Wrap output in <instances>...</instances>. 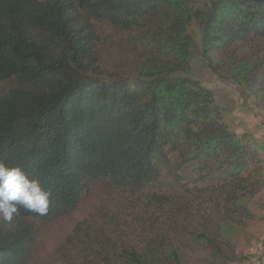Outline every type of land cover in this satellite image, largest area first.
<instances>
[{
	"label": "trees",
	"instance_id": "trees-1",
	"mask_svg": "<svg viewBox=\"0 0 264 264\" xmlns=\"http://www.w3.org/2000/svg\"><path fill=\"white\" fill-rule=\"evenodd\" d=\"M192 25L209 68L264 87V0H0V162L52 193L46 216L20 208L0 226V264H30L38 225L74 209L91 181L147 192L156 210L81 222L51 264H188L180 245L199 246L204 264L238 261L221 229L248 216L241 201L259 193L264 161L185 76ZM101 26L129 39L108 79L95 72Z\"/></svg>",
	"mask_w": 264,
	"mask_h": 264
},
{
	"label": "rangeland",
	"instance_id": "rangeland-1",
	"mask_svg": "<svg viewBox=\"0 0 264 264\" xmlns=\"http://www.w3.org/2000/svg\"><path fill=\"white\" fill-rule=\"evenodd\" d=\"M191 1L196 7H202L210 2V0ZM97 33L101 39L102 54L100 62L97 63L99 65L95 66V72L102 79H108L113 73L118 72V67H122L119 62L124 61L123 55L118 52V44H126L129 39L105 26H101ZM188 33L192 38L193 45L191 48V70L185 76L213 92L215 104L220 108L223 120L231 132L237 133L236 130L239 128L245 132H247L246 127L251 129L252 134H246L252 136L261 147L260 157L264 161V87L244 83L237 84L227 72L226 66L216 71L209 68L207 61L201 55L200 29L196 25H192L188 28ZM246 52L248 55L253 53V50L250 49ZM236 112L241 115L247 126L241 124L237 129L234 127L233 121ZM261 181L262 187L259 193L253 198L241 201L248 213L243 223L241 225L228 224L221 229L220 240L223 243L224 252L229 256L234 255L238 259L237 262L226 264H264V163ZM194 193L195 197L200 194L197 190ZM149 196L151 195L147 192L139 194L129 191L121 192L110 187L107 182H89L79 204L74 209L57 219L38 225L39 235L33 247L30 264H51L55 259V253L63 248L64 241L81 222H91L92 218H95V223L99 225L105 223V219L109 216H115L117 219L119 217L122 222L132 221L134 223L143 215L142 207L147 209L148 214L144 216L146 218L156 210V207L150 202ZM136 213L138 216L134 219ZM165 220L160 219L159 222ZM4 223L6 222L0 219V226ZM132 233V230L128 232V234ZM180 247L186 255L188 264H204L203 259L206 252L199 246L182 247L180 245Z\"/></svg>",
	"mask_w": 264,
	"mask_h": 264
},
{
	"label": "clouds",
	"instance_id": "clouds-1",
	"mask_svg": "<svg viewBox=\"0 0 264 264\" xmlns=\"http://www.w3.org/2000/svg\"><path fill=\"white\" fill-rule=\"evenodd\" d=\"M51 195L39 179L31 177L22 167L0 162V219L3 221L11 223L20 208L37 216H46Z\"/></svg>",
	"mask_w": 264,
	"mask_h": 264
},
{
	"label": "crops",
	"instance_id": "crops-1",
	"mask_svg": "<svg viewBox=\"0 0 264 264\" xmlns=\"http://www.w3.org/2000/svg\"><path fill=\"white\" fill-rule=\"evenodd\" d=\"M233 123L235 124H233L234 125V127H236V129L237 128H239V125H246L245 124V122L242 120V118H241V115L240 114H238L237 112L235 113V116H234V121H233ZM247 126V125H246ZM240 129V128H239ZM239 129H237L236 131H237V133H241V134H252L251 133V129L250 128H248V127H246V129H247V132H245V130H239ZM236 133V132H235ZM236 133V134H237Z\"/></svg>",
	"mask_w": 264,
	"mask_h": 264
},
{
	"label": "built area",
	"instance_id": "built-area-1",
	"mask_svg": "<svg viewBox=\"0 0 264 264\" xmlns=\"http://www.w3.org/2000/svg\"><path fill=\"white\" fill-rule=\"evenodd\" d=\"M256 259H257V258H256ZM256 259H255V260H256Z\"/></svg>",
	"mask_w": 264,
	"mask_h": 264
}]
</instances>
